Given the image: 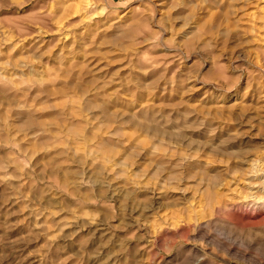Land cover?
<instances>
[{
  "label": "rangeland",
  "instance_id": "374dc122",
  "mask_svg": "<svg viewBox=\"0 0 264 264\" xmlns=\"http://www.w3.org/2000/svg\"><path fill=\"white\" fill-rule=\"evenodd\" d=\"M0 264H264V0H0Z\"/></svg>",
  "mask_w": 264,
  "mask_h": 264
}]
</instances>
